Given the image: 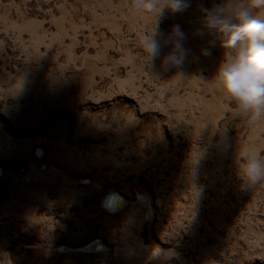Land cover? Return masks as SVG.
Masks as SVG:
<instances>
[{
    "label": "rangeland",
    "instance_id": "obj_1",
    "mask_svg": "<svg viewBox=\"0 0 264 264\" xmlns=\"http://www.w3.org/2000/svg\"><path fill=\"white\" fill-rule=\"evenodd\" d=\"M219 2L0 0V264H264V178L238 179L264 117L236 114L212 80L229 52L196 34ZM173 26L188 55L163 71L141 40Z\"/></svg>",
    "mask_w": 264,
    "mask_h": 264
},
{
    "label": "clouds",
    "instance_id": "obj_2",
    "mask_svg": "<svg viewBox=\"0 0 264 264\" xmlns=\"http://www.w3.org/2000/svg\"><path fill=\"white\" fill-rule=\"evenodd\" d=\"M189 3L190 0H163L158 17L165 9L171 14L181 13ZM157 6L154 0H133L130 9L132 12L151 11ZM199 11L200 27L196 34L206 33L212 37L208 48L218 45L229 52L218 64L212 80L234 105L236 114L247 116V123L253 125L264 117V15L257 14L248 0H220ZM183 41L179 26H173L167 35L157 33L155 27L142 37L141 48L148 62L160 57L161 70L167 71L179 69L184 63L188 50ZM162 48H168L163 56ZM208 48L202 49L201 55H208ZM241 173L240 188L247 190L264 178V162L255 154H249ZM160 253L159 246H153L151 256L157 257Z\"/></svg>",
    "mask_w": 264,
    "mask_h": 264
},
{
    "label": "bare ground",
    "instance_id": "obj_3",
    "mask_svg": "<svg viewBox=\"0 0 264 264\" xmlns=\"http://www.w3.org/2000/svg\"><path fill=\"white\" fill-rule=\"evenodd\" d=\"M114 197V196H113ZM124 199L118 198L117 196L114 197V199H110L108 203H110V209L115 211L114 209L122 208L124 204ZM109 205V204H108ZM115 207V208H114ZM109 208V207H108ZM114 208V209H113ZM118 209V210H120ZM100 247V246H99ZM96 249V248H95Z\"/></svg>",
    "mask_w": 264,
    "mask_h": 264
},
{
    "label": "water",
    "instance_id": "obj_4",
    "mask_svg": "<svg viewBox=\"0 0 264 264\" xmlns=\"http://www.w3.org/2000/svg\"><path fill=\"white\" fill-rule=\"evenodd\" d=\"M2 173V167L0 166V174ZM117 195V194H116ZM118 196H120V195H118ZM109 204V205H108ZM105 205H106V207L108 208V209H110V203H108V200L106 201V203H105ZM115 208V207H114ZM113 208V209H114ZM118 209H120V208H117V209H114L115 211H117ZM111 210V209H110ZM87 248H89L90 249V247H87Z\"/></svg>",
    "mask_w": 264,
    "mask_h": 264
}]
</instances>
